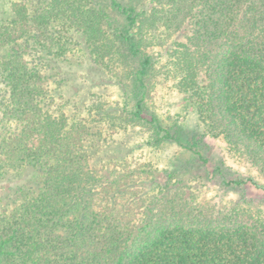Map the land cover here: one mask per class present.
Returning a JSON list of instances; mask_svg holds the SVG:
<instances>
[{
	"label": "trees",
	"instance_id": "obj_1",
	"mask_svg": "<svg viewBox=\"0 0 264 264\" xmlns=\"http://www.w3.org/2000/svg\"><path fill=\"white\" fill-rule=\"evenodd\" d=\"M111 1L126 20L125 56L139 59L134 115L145 118L152 65L145 47H167L168 76L205 135L223 139L264 172V0ZM16 58L0 56V91L8 90L0 92V106L10 99L5 106L20 124L0 133V175L11 169L8 182L23 183L11 193L14 206L0 211V264H264V215L257 209L232 204L212 213L182 199L167 225L162 210L127 224L116 206L93 204L97 180L85 176L75 147L43 116L44 65L24 63L22 72ZM164 138L178 140L168 129ZM222 183L261 186L251 176H223Z\"/></svg>",
	"mask_w": 264,
	"mask_h": 264
},
{
	"label": "rangeland",
	"instance_id": "obj_2",
	"mask_svg": "<svg viewBox=\"0 0 264 264\" xmlns=\"http://www.w3.org/2000/svg\"><path fill=\"white\" fill-rule=\"evenodd\" d=\"M0 17V56L21 57L22 72L26 63L45 67L43 116L60 126L61 141L75 147L85 176L97 180L93 204L116 206L127 224L162 210L167 225L182 199L212 213L234 204L264 215V172L234 155L223 139L205 135L196 110L168 76L167 47H145L152 55L145 118L134 115L139 59L125 56L120 29L126 20L111 0H0ZM7 103L0 106L4 135L20 125ZM167 129L179 141L164 138ZM13 175L11 169L0 175L2 212L14 206L11 193L23 183L8 182ZM223 176H251L261 186L226 187Z\"/></svg>",
	"mask_w": 264,
	"mask_h": 264
}]
</instances>
